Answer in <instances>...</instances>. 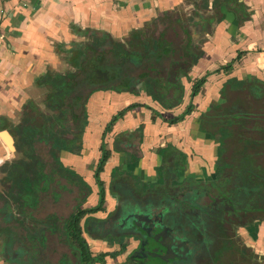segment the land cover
Instances as JSON below:
<instances>
[{
    "label": "crops",
    "instance_id": "crops-1",
    "mask_svg": "<svg viewBox=\"0 0 264 264\" xmlns=\"http://www.w3.org/2000/svg\"><path fill=\"white\" fill-rule=\"evenodd\" d=\"M152 26H161V32L165 31L166 39L176 48V59L183 56L188 35L196 42L198 55L188 69L190 80L182 78V103L172 109L164 108L147 91L146 84L138 85L135 92L98 89L87 100L88 107L85 105L88 124L82 147L75 153L61 151L59 160L91 186L93 192L85 206L96 207L99 195L94 173L101 158L104 131L120 111L141 104L149 108L127 109L106 136L111 147L119 136L130 143L126 153L112 152L101 174L106 202L113 203L104 216L112 213L118 203V197L110 192L112 172L117 169L128 174V179L132 175L140 182L154 183L163 161L162 149L173 147L185 154L184 168L178 170L180 181L216 179L221 149L214 135L201 130V116L214 103L225 102L221 91L232 79L256 84L261 94L257 103L264 101V0H0V194L6 195L8 164L23 161L17 157L24 154L20 148L25 138L19 135L24 123L44 133L54 126L55 120L41 109L42 104L50 109L48 96L43 103H37L35 98L44 89L50 95V83H60L63 75L75 71L78 48L93 38L92 34L108 35L114 43L128 47L134 32H146ZM184 30H188V35ZM229 65L231 68L226 70ZM201 78H206L204 86L197 96L191 97L193 83ZM249 92L244 89L251 96ZM190 104L193 111L172 122ZM30 112L34 117L27 122ZM2 132L15 140V151L5 143ZM132 154L139 158L132 160ZM76 193L64 191L57 202L46 198L39 216L55 213L69 218L76 205ZM2 204L0 201V208ZM17 210L18 206L12 207L14 213ZM87 223L88 218L82 221L84 230ZM238 235L244 240V261L229 264H264V221L239 227ZM84 236L94 255H104V262L96 264H129L139 248V241L126 239L125 252L114 256L121 244L97 240L89 233ZM1 237L0 264H8L4 258V236ZM64 251L56 235L49 234L47 260L41 264H61Z\"/></svg>",
    "mask_w": 264,
    "mask_h": 264
},
{
    "label": "trees",
    "instance_id": "trees-1",
    "mask_svg": "<svg viewBox=\"0 0 264 264\" xmlns=\"http://www.w3.org/2000/svg\"><path fill=\"white\" fill-rule=\"evenodd\" d=\"M164 32L154 39H145L144 31H136L128 43L129 48L114 43L108 35L92 34L93 41L78 48L75 71L63 75L60 83H50L48 102L54 112L50 116L55 120L54 126L44 133L24 123L19 135L25 138L20 148L25 157L22 162L8 164L4 179L6 195L0 194L3 203L0 208V236H6L4 258L8 264H41L47 260L49 234L56 235L60 246H68L76 259L75 264L104 262V255H92L82 236L81 220L88 214L105 211L107 191L101 174L112 152L105 143L102 144L95 172L99 203L89 209H84L83 204L92 193L91 186L75 172L64 168L58 154L64 150L72 153L80 150L88 116L85 104L98 89L135 92L141 80H148L152 86L150 92L156 95L164 108L172 109L182 103V78L190 80L188 69L197 58L198 48L188 30H184L188 36L182 47L183 56L176 59L175 47L166 39ZM132 47L143 50H132ZM166 60L165 75L150 74L149 69L153 71L156 64ZM135 68L147 70L139 75L130 74ZM230 68L229 65L226 70ZM96 73L105 74L108 81L97 80ZM205 82L206 78H201L193 83L191 97L199 94ZM97 84L101 87H95ZM227 87L232 92L249 89L256 103V99H261L256 84L232 79L221 91L225 102L214 103L210 111L202 114L201 130L214 135L221 149L215 180L199 182L189 178L180 181L178 170L184 168L186 156L173 147L160 151L163 161L157 168L158 179L154 183L140 182L132 175L128 179V174L119 173L117 169L112 172L110 192L118 195L116 210L104 220L89 218L87 232L93 238L121 244L114 256L125 252L126 238L140 241L139 250L148 253L150 244L156 245L153 236L157 231L169 229L171 236L190 246V264H222L221 256L232 249V228L264 221V101L257 103V108L249 103L226 106ZM142 106L148 108L140 104L129 108ZM127 109L113 118L108 130ZM193 109L192 104L188 105L184 113L172 122L183 119ZM33 117L32 112L28 113L26 121ZM237 128L244 129V135L236 132ZM234 135L244 138V149L228 157L227 141ZM129 143L121 141L114 150L126 153ZM132 156L134 161L139 158ZM67 190L78 194L76 210L69 218H60L56 214L44 218L39 216L38 211H42L46 198L57 202L62 192ZM131 197L138 200L127 207ZM13 206H18L15 213ZM134 213L152 219V233L147 232V224H136L138 219L131 216ZM90 222L96 225L98 234L89 228ZM142 236L146 238L142 239ZM60 263L73 264V261L62 254Z\"/></svg>",
    "mask_w": 264,
    "mask_h": 264
},
{
    "label": "rangeland",
    "instance_id": "rangeland-1",
    "mask_svg": "<svg viewBox=\"0 0 264 264\" xmlns=\"http://www.w3.org/2000/svg\"><path fill=\"white\" fill-rule=\"evenodd\" d=\"M161 31H162V27L161 26H159V28L158 27H153V26L152 27H148L147 30H146V32H145L146 33L145 39H148V38L154 39V38H156L159 35V33ZM92 41H93V38H89L88 39V42L91 43ZM158 65L160 66V67H158V70L159 71H163V74H164V70H165L164 67L165 66L163 65V62L159 63ZM160 68L162 70H160ZM123 71H126V70H123ZM141 72H142L141 69H134L131 73L133 75H135L136 73H141ZM100 86L101 85L99 84L98 87H100ZM148 88H149V86L147 85L146 86V89H148ZM150 88H149V90H150ZM227 92H228V93H226V96H227V100L226 101L227 102L225 103L226 106H229V105H232V104L233 105L234 104H236V105L237 104L244 105V103H245V105H247L249 103L250 106H252L254 108H257V106H258V104L255 101L252 100L251 96H249L247 93H244L243 90L237 91V92H232L231 90H227ZM85 93L87 94L88 91H86ZM48 94L49 93L47 92L46 89L40 91L37 94V97L35 98V101L37 103L38 102H42L43 103V100L48 96ZM155 100H156V98H155ZM85 105H87V107H88V104H85ZM41 109L43 110L44 114L47 115V116H49V115L51 116L54 113L50 109H47V107L44 104H42ZM85 110H87L86 106H85ZM235 131L238 132V133H240L241 135H244V129L237 128V129H235ZM116 145H117L116 143L113 144L112 148H115ZM226 147H227V153H226V155L228 157L233 156V155H236V154L240 153V151H242L244 149V138H241L240 139L239 136L234 135L233 137H231L227 141V146ZM23 155L24 154H22V152H21L19 154V156L17 157V159H19V157L20 158H24L25 156H23ZM220 155H221V153H220ZM71 176H72V174H71ZM78 176L80 177V175H78ZM80 184H82V183L80 182ZM116 196H118V195H116ZM140 196H142V195H140ZM137 200H138L137 197H131V198H129V201L126 203L127 204V207L131 206V204L134 203V201H137ZM85 205H87V203H85ZM107 207L109 209H112L113 208V203L110 202V201L109 202H105L104 208L106 209ZM53 214H55V213H53ZM106 214L107 213L105 211V213L104 212H100V213H97L96 215H98L99 218H102V217L105 218L104 215H106ZM89 228L90 229H95L96 233L98 234V230H97L96 225L94 223H91L90 222L89 223ZM238 230H239V228H235V229L232 228V236L234 237V240L232 241V249L229 250V251H227L226 254L223 255V257L224 256L225 257L224 258L222 257V264H229V262H233V263L240 262L241 263V262L244 261V240H242V238L238 235Z\"/></svg>",
    "mask_w": 264,
    "mask_h": 264
},
{
    "label": "flooded vegetation",
    "instance_id": "flooded-vegetation-1",
    "mask_svg": "<svg viewBox=\"0 0 264 264\" xmlns=\"http://www.w3.org/2000/svg\"><path fill=\"white\" fill-rule=\"evenodd\" d=\"M174 55H176V48H175V52H174ZM161 63V62H160ZM159 64V63H158ZM158 64H156L155 65V68H153V71L151 70V69H149V72H150V74L151 75H153L154 74V72L156 73V76L158 75V77L159 76H162V75H165V70H166V66H168V60H166L165 62H163V65L165 66L164 67V74H163V71H159L158 70V67H160ZM135 69H141L142 70V72H144V71H146L147 69L145 68V69H143V68H135ZM134 69H132L130 72H132ZM141 72V73H142ZM141 73H136L135 75H139V74H141ZM130 74H132V73H130ZM101 75V74H100ZM133 75V74H132ZM96 79L97 80H99V81H101V82H105V81H108L107 80V76L105 77V76H103V78H101V77H99L98 75H97V73H96ZM142 84H146V86L148 85L149 86V88L150 87H152L151 86V84L148 82V80H141L138 84H137V86H136V88L138 87V85H142ZM149 88L147 89V91L148 92H150V90H149ZM151 89V88H150ZM151 95H155V94H152L151 93ZM156 96V95H155ZM156 101L160 104V102L157 100V98H156ZM141 105V104H140ZM161 105V104H160ZM131 106V105H130ZM129 106V107H130ZM128 107V108H129ZM142 107H144V106H142ZM138 108V107H137ZM149 108V107H148ZM130 109V108H129ZM131 110V109H130ZM121 112V111H120ZM119 114V113H118ZM87 115H88V113H87ZM116 116V115H115ZM114 116V117H115ZM113 117V118H114ZM113 118L111 119V121L109 122V124L107 125V127L109 126V125H111V122H112V120H113ZM119 119V118H118ZM116 122V121H115ZM114 122V123H115ZM113 123V124H114ZM87 124H88V116H87ZM87 126V125H86ZM113 126V125H112ZM112 126H111V128H112ZM107 127H106V129H105V131H104V134H103V136H102V144L103 143H105L106 145H107V149H109L111 152H113V151H115L114 149L115 148H112L111 147V145L106 141V136H107V133L108 132H110V130H111V128L108 130L107 129ZM86 128V127H85ZM85 131V130H84ZM84 133V132H83ZM71 137L73 136V135H70ZM82 137H83V135H82ZM121 141H124V140H122V138H121V136H119V137H117V139L115 140V142H114V144L116 143V144H118L119 142H121ZM127 141H129V140H127ZM126 141V142H127ZM81 142H82V140H81ZM130 142V141H129ZM122 144H120V146H121ZM81 147H82V144H81ZM101 147H102V145H101ZM101 147H100V153H101ZM115 152H117V151H115ZM97 168V167H96ZM95 172H96V170H95ZM94 176H95V173H94ZM96 180V179H95ZM88 184V183H87ZM96 185H97V182H96ZM97 187H98V185H97ZM93 192V191H92ZM92 194V193H91ZM90 194V195H91ZM77 193H76V197H77ZM89 195V196H90ZM98 195H99V187H98ZM88 199V198H87ZM87 201V200H86ZM83 208L84 209H89V208H93V207H87V206H85V204H83ZM75 210H76V205L73 207V209H72V211H71V214H70V216L73 214V212H75ZM116 210V209H115ZM114 210V211H115ZM105 211H106V209H105ZM105 211H100V212H104L105 213ZM113 211V212H114ZM100 212H97V213H100ZM112 212V213H113ZM97 213H94V214H88V215H86L82 220H81V226H82V221L84 220V219H87L88 218V220H89V218H96V219H101V220H104L105 218H99V217H96L95 215L97 214ZM111 214V213H110ZM134 215H137L136 213H134V214H132L131 216L132 217H135ZM69 216V217H70ZM109 215H107V217H108ZM136 218V217H135ZM152 220V219H151ZM153 220L154 221H158V219L157 218H153ZM143 223H145V222H143ZM141 224V223H140ZM145 224H147L148 225V227H147V229L150 227V226H152L153 227V229H154V226H153V224H152V222L150 223V224H148V223H145ZM87 225H88V223H87ZM161 231H163V230H160V231H157V233H159V232H161ZM87 233L88 234V232H87V226H86V229L84 230L83 229V234H82V236H83V238L87 241V239H86V237L84 236V234L85 233ZM147 232H148V230H147ZM153 231L151 230V232H149V233H152ZM156 235V234H155ZM155 235L153 236V239H154V241H156V245H154V244H150L151 245V248H150V250L148 251V253L147 252H142L141 250H139V248L134 252V256L130 259V262H129V264H137V263H143V264H190V246L186 243V242H184L185 244H186V246H187V248H188V252H186L185 254H182V253H179V252H174L173 254H172V258L170 259V258H167V260L166 261H163V259H162V257H164L165 255V252H166V250L162 247V245L160 244V242L159 241H157L156 239H155ZM169 235L171 236V232L169 233ZM5 237L6 236H4V239H5ZM0 238H2L1 236H0ZM146 237L145 236H142V239H145ZM126 239H133V238H126ZM125 239V240H126ZM97 240H101L100 238H97ZM107 240V239H106ZM133 240H135V239H133ZM136 241H138V240H136ZM87 243H88V241H87ZM88 245H89V243H88ZM139 246H140V241H139ZM62 248H64L66 251H64V253H62V254H66L72 261H73V264H75L76 263V259H75V257L72 255V251L68 248V246H61ZM89 247H90V245H89ZM157 250V251H156ZM180 251H182L183 250V248H180L179 249ZM90 251H91V247H90ZM91 253H92V255L93 256H100V255H94V253L91 251ZM149 254V255H148ZM148 256V257H147ZM144 257V258H143ZM222 257H223V255L221 256V259H222ZM225 257V256H224ZM223 257V258H224ZM141 258H143L142 260H141ZM60 259H61V256H60Z\"/></svg>",
    "mask_w": 264,
    "mask_h": 264
},
{
    "label": "water",
    "instance_id": "water-1",
    "mask_svg": "<svg viewBox=\"0 0 264 264\" xmlns=\"http://www.w3.org/2000/svg\"><path fill=\"white\" fill-rule=\"evenodd\" d=\"M97 75L101 78H103V76L106 77V75L102 74V73H97ZM1 137L4 139V141L8 145V147L12 151H15V147H14L15 140L12 138V136L10 134H8L7 132H2ZM134 216L138 219V222H137L138 226L141 225L140 222H145V223L150 224L152 221L150 219V217L146 216V215H138L137 214ZM147 230H148V232H151V230H153V227L150 226ZM169 233H170L169 229H164L163 231L156 233V235H155V239L157 241H159L160 244L162 245V247L166 250V252L164 254L165 256L162 257L163 261H166L167 258L171 259L172 254L174 252H179L182 254H185L186 252H188V248H187L186 244L183 241H181L179 239L177 240L173 236H170ZM180 248H183V250L180 251L179 250Z\"/></svg>",
    "mask_w": 264,
    "mask_h": 264
}]
</instances>
